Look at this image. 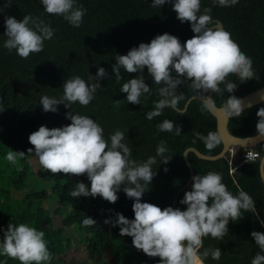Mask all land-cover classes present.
Wrapping results in <instances>:
<instances>
[{
  "label": "trees",
  "instance_id": "trees-1",
  "mask_svg": "<svg viewBox=\"0 0 264 264\" xmlns=\"http://www.w3.org/2000/svg\"><path fill=\"white\" fill-rule=\"evenodd\" d=\"M87 11L80 27L68 24L59 15H41L43 10L39 0H11V5L0 13V104L5 108L0 112V225L8 223H26L45 233L47 247L51 254L48 264H58L54 256L64 252L72 245L71 237L66 234L67 228L79 226L84 228L88 236H84L91 264H156L159 257H148L137 250L131 243V237L119 235V228L104 223L105 219H115L116 213L133 218L132 200L126 198L123 191L118 192V199L109 203L99 196L96 198H72L69 193L77 182L88 184L84 175L50 173L48 179L32 174L29 162L34 154L28 152L33 146L28 136L39 126L48 128L69 124L65 113L73 111L90 116L104 129L107 139L115 130L125 131L126 139L133 148L132 159L145 161L156 155L157 145L163 141L167 148L166 155H172L166 164L153 165L156 175L150 188L142 196V202H149L163 209L172 206L175 191L188 179L189 170L182 154L187 147H194L207 155H215L222 148V142L214 149L208 150L200 137L215 133V118L208 110L202 108L203 102L192 99L184 112L172 108H164L162 114L149 120L147 112L130 113V109L152 110L160 98L158 88L162 85L153 83L151 77L144 73L145 83L150 86L151 93L141 97V105H132L125 100L126 93L120 87L135 73H127L121 69V80L116 81L112 75V65L116 55H124L139 43L150 42L156 35L165 32L175 35L181 43L194 34L187 21L181 23L170 4L154 8L151 0H78ZM3 4V0H0ZM201 12L210 7L213 21L220 20L223 28L231 34L241 51L251 57L255 76L244 82L235 76H229L227 82L237 85L232 95L240 97L264 85V0H240L234 7L224 8L212 5L211 0H201ZM31 14L37 18H49L50 26L55 29L51 40L44 41L42 51L30 54L26 59L20 58L15 51L8 52L3 47L6 37L4 19L6 15L17 20L23 15ZM42 16V17H41ZM106 69L109 76L100 81L94 99L86 106L78 102L66 109L63 104L57 105L58 111L44 112L39 104L40 97L48 95L59 98L63 94V82L73 76H80L86 81L89 75H95L97 68ZM190 81L178 86L177 94L183 99L177 107L182 108L186 100L197 95L190 87ZM221 84V92L213 94L217 106H223L229 97ZM115 100L121 104L114 107ZM264 107V101L249 107L239 116L230 117L228 128L236 136H248L258 133L255 125L256 112ZM164 119L172 120L180 125L181 133L158 131L157 125ZM262 155L264 142L255 147ZM23 151L25 156L13 165L4 159L8 150ZM193 168V176L205 175L209 171L222 175V182L233 194L240 189L246 191L255 200L256 214L244 212L237 221H229L228 233L222 240L205 237L203 248H220L219 260L210 256L205 264H251V259L259 251L250 236L252 231L264 233V183L259 174V159L243 162L236 166L232 173L228 156L216 160L198 158L193 152L187 154ZM240 161V157L237 158ZM167 169V171H165ZM28 178L31 184L22 195H17L14 187L22 188ZM34 181V182H33ZM191 189V182L181 191L176 199V207L184 210L186 206L179 200ZM57 197V207L50 212L43 206L44 200L50 196ZM53 200H55L53 198ZM56 202V201H55ZM10 205H14L11 208ZM69 206L70 209H67ZM12 212L11 215L7 213ZM61 218V223L54 224V216ZM89 216L96 223L83 226L82 220ZM259 217V219H258ZM70 230V229H69ZM5 264H20L19 261L0 257Z\"/></svg>",
  "mask_w": 264,
  "mask_h": 264
},
{
  "label": "clouds",
  "instance_id": "clouds-1",
  "mask_svg": "<svg viewBox=\"0 0 264 264\" xmlns=\"http://www.w3.org/2000/svg\"><path fill=\"white\" fill-rule=\"evenodd\" d=\"M39 3L44 16L59 15L76 28L82 24L87 11L78 0H39ZM211 3L230 8L240 0H211ZM151 4L154 8L170 4L176 18L181 23L187 21L194 35L182 44L178 37L165 32L150 42L139 43L124 55H116L112 75L117 82L122 78L121 69L136 74L120 87V92L126 93L125 100L132 105H141V97L151 93L150 86L145 83L146 70L153 83L162 85L158 88L160 98L145 114L149 120L161 115L164 108L180 112L177 105L183 96L177 94V89L185 81H190L189 87L203 101L204 110L215 109L209 94L220 93V85H225L223 90L229 93V97L220 111L228 117L239 116L243 102L232 95L237 85L227 82V78L235 76L241 83L254 78L251 57L241 51L228 31L213 21L210 7L201 12V0H151ZM10 5L11 0H3L0 11ZM4 26L6 39L3 47L10 53L15 51L22 59L42 51L44 41L51 40L55 32L43 18L31 14L23 15L20 20L6 15ZM107 76L103 67H98L95 75L90 74L87 81L78 75L73 76L64 80L63 94L59 98L43 95L39 104L44 112L53 113L58 111L59 104L66 109H71L76 102L86 106L102 86L100 81ZM120 105L119 100H115L114 107L118 109ZM4 109L0 104V112ZM256 116V131L264 138V107L257 110ZM65 117L69 124L53 128L41 125L30 133L27 139L33 147L28 152L34 154L42 169L52 174L84 175L87 178L88 184L77 182L70 191L72 198L99 196L114 203L118 192L123 191L126 198L132 200L133 218L116 213L115 219H105L104 223L118 227L119 235L131 237L135 249L148 257H159L156 264H205L209 256L219 260L220 248H203L201 251L204 238L210 236L222 240L228 233L229 221L239 220L244 212L256 214L252 196L243 189L233 194L222 182V175L213 171L191 177V189L179 200V204L186 206L184 210L172 206L161 209L152 203L142 202L143 194L149 190L156 175L153 165L158 163L157 157L160 158L159 164H166L171 159L172 155H166L169 151L166 144L161 141L155 156L137 162L132 159L133 148L125 131L117 129L106 139L104 129L90 116L69 111ZM157 130L176 135L181 133L180 125L169 119L159 123ZM200 139L208 150L221 143L215 133ZM24 156L23 151L10 149L4 159L15 165ZM259 222L264 226V220ZM95 223L89 216L82 220L83 226ZM250 236L259 249L251 264H264V233L252 231ZM44 237L43 231L26 223L0 225V257L17 260L20 264H47L52 257Z\"/></svg>",
  "mask_w": 264,
  "mask_h": 264
},
{
  "label": "water",
  "instance_id": "water-1",
  "mask_svg": "<svg viewBox=\"0 0 264 264\" xmlns=\"http://www.w3.org/2000/svg\"><path fill=\"white\" fill-rule=\"evenodd\" d=\"M44 9L41 11V15L44 16L43 14ZM0 13L2 14L3 11H0ZM45 21L47 23L50 24V19L49 18H45ZM215 22L218 23V26L223 28V24L220 20H214ZM211 26V25H210ZM212 98L213 94H209ZM242 100L243 102V110L252 107L254 105L260 104L264 101V85L260 86L259 88L250 91L240 97H238ZM192 99H197L200 100L201 102H203L198 95H193L191 97H189L184 106L182 108H178L180 110V112H184L189 104V102ZM213 99V98H212ZM123 106L126 107V109L130 112V113H135V112H148L151 110L148 109H144V110H137V109H130L126 104H124ZM215 109L213 110H208L211 115H213V117L215 118V125H216V131H217V135L220 137L221 142H222V148L221 150L215 154V155H207L204 154L202 152H200L199 150H197L196 148L190 146L187 147L182 154L183 160L187 165V168L189 170V176L188 179L186 180V182L180 187L178 188L172 198V207L176 208V199L178 194L183 191L191 182V177L193 176V168L191 163L189 162L188 159V152H193L198 158L201 159H205V160H216L218 158L223 157L227 151L230 148H246L249 146H254L256 147L257 145H259L261 142H264V138L260 137L259 133L253 134V135H248V136H236L234 134H232L228 128V121L230 119V117L225 116L220 109L222 108V106H217L215 104ZM176 110V109H175ZM259 174L260 177L264 183V151L261 155V157L259 158Z\"/></svg>",
  "mask_w": 264,
  "mask_h": 264
},
{
  "label": "rangeland",
  "instance_id": "rangeland-1",
  "mask_svg": "<svg viewBox=\"0 0 264 264\" xmlns=\"http://www.w3.org/2000/svg\"><path fill=\"white\" fill-rule=\"evenodd\" d=\"M31 166H32V171L31 173L35 174L36 176H44V179H48L50 173L47 170L42 169L37 161V158L31 157L29 160ZM31 178H28L24 183V186L22 188L20 187H14V190L17 192L15 194L17 195H22L23 192L28 190V186L31 184V181H29ZM34 182V181H33ZM53 198L55 200H53ZM45 202L43 203V206L47 207V210L49 209L50 212H52L55 207H57V205H59V203H57V197H55V195H50L48 196L45 200ZM56 201V202H55ZM11 208L14 207V205H10ZM67 209H70L69 206H66ZM7 211V210H5ZM8 213V211H7ZM9 215L12 214L11 210L8 213ZM54 222L55 224H58V222H60L61 218L57 215L54 216ZM70 229V230H69ZM67 231V236L71 237L72 239V245L65 249L63 253L54 256V258H57L60 262L58 264H91V262L88 260V250L86 248V243L84 240V236H88L87 235V231L84 228H81L79 226H74L69 228ZM0 262H2V264H5L6 262L0 260ZM48 264V262H47Z\"/></svg>",
  "mask_w": 264,
  "mask_h": 264
},
{
  "label": "built area",
  "instance_id": "built-area-1",
  "mask_svg": "<svg viewBox=\"0 0 264 264\" xmlns=\"http://www.w3.org/2000/svg\"><path fill=\"white\" fill-rule=\"evenodd\" d=\"M251 154V155H250ZM228 162L230 166H238L243 162H248L252 160H256L260 157V152L255 147H247V148H230L227 153ZM240 157V161L237 162V158ZM234 168L229 170L232 173Z\"/></svg>",
  "mask_w": 264,
  "mask_h": 264
},
{
  "label": "bare ground",
  "instance_id": "bare-ground-1",
  "mask_svg": "<svg viewBox=\"0 0 264 264\" xmlns=\"http://www.w3.org/2000/svg\"><path fill=\"white\" fill-rule=\"evenodd\" d=\"M260 155H261V154H260ZM231 168H235V167H234V166H231L230 169H231Z\"/></svg>",
  "mask_w": 264,
  "mask_h": 264
}]
</instances>
